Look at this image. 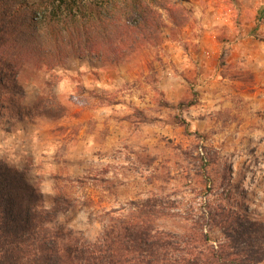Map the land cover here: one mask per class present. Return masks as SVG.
<instances>
[{"label": "clouds", "instance_id": "1", "mask_svg": "<svg viewBox=\"0 0 264 264\" xmlns=\"http://www.w3.org/2000/svg\"><path fill=\"white\" fill-rule=\"evenodd\" d=\"M159 4L0 0V264H264V0ZM134 8L145 35L175 19L191 59L115 124L67 45Z\"/></svg>", "mask_w": 264, "mask_h": 264}, {"label": "rangeland", "instance_id": "2", "mask_svg": "<svg viewBox=\"0 0 264 264\" xmlns=\"http://www.w3.org/2000/svg\"><path fill=\"white\" fill-rule=\"evenodd\" d=\"M153 3L162 6L159 0H153ZM135 19L144 22L146 17L134 8L133 14L127 17V26L124 30L105 28L100 33L80 35L83 36L79 38L80 43L75 39L78 47L72 42L67 45V50L71 53L68 61L69 70L74 76L87 77L84 91L99 103L107 104L109 109L126 113L116 117L113 121L115 124H127L132 116L137 119L143 118L145 115L143 110L133 111V108L137 101L147 100V95L141 96L137 93L145 86L150 87L152 91L167 86L170 83L167 73L170 70L176 71L174 65L191 59L188 55L191 51L190 45L173 39L172 35H164L171 26L179 27L175 19L156 25V32L148 35L144 34L140 26L138 28L133 26L132 22ZM196 54L210 55L211 50L206 46L198 47ZM220 58L223 67V55ZM144 72L151 77V84L145 79ZM70 84L71 81L65 79L62 90L71 92ZM152 84L157 87H151ZM147 103L151 104V101L147 100ZM168 106L166 101L161 104V107ZM172 142L169 140V143ZM118 211L119 209H113V212Z\"/></svg>", "mask_w": 264, "mask_h": 264}, {"label": "trees", "instance_id": "3", "mask_svg": "<svg viewBox=\"0 0 264 264\" xmlns=\"http://www.w3.org/2000/svg\"><path fill=\"white\" fill-rule=\"evenodd\" d=\"M142 13V12H141ZM143 20L140 21V19H135L132 24L133 26H135L136 28H138L140 26V24L142 23ZM100 33V31H84L82 32L80 35H91L93 33ZM78 36L77 37V42L79 41V38H82L83 36ZM85 39V38H84ZM99 39V38H98ZM86 43L89 44L88 41L85 40ZM80 43V42H78ZM72 44L74 46H77V43H75V40L72 41ZM88 44L86 45V48L88 46ZM133 204L135 202H132ZM125 237L128 241V245L125 246V249L127 251H129V253L133 252V251H139L140 248L143 247V245L146 243L145 241H143V239L140 237L139 233H136L132 228H126L125 230ZM104 261L107 262V264H122L121 261L117 260V259H113L111 256H106L104 258ZM102 264H104V262L102 261Z\"/></svg>", "mask_w": 264, "mask_h": 264}]
</instances>
